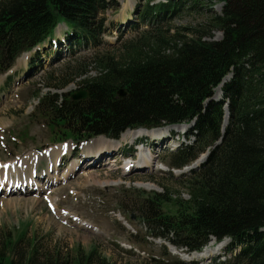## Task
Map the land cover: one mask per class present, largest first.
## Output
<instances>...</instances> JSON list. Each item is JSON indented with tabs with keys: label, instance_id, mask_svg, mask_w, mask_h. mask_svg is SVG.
I'll use <instances>...</instances> for the list:
<instances>
[{
	"label": "trees",
	"instance_id": "obj_1",
	"mask_svg": "<svg viewBox=\"0 0 264 264\" xmlns=\"http://www.w3.org/2000/svg\"><path fill=\"white\" fill-rule=\"evenodd\" d=\"M141 1L145 3H139L137 11L148 28L134 46L126 44L121 59L104 55L94 60L101 73L84 81L88 98L75 101L46 94L38 115L50 127L63 129L61 134L55 131L54 138L59 134L76 143L100 136L116 140L127 130L195 123L188 135L195 143L171 152L170 159L171 169L183 170L212 150L199 170L183 177L189 199L176 196L168 186L164 193L135 189L126 209L133 208L151 237L186 253L201 252L213 239H229L226 251L231 256L211 264H264V0ZM217 3L222 11L210 18L207 28L220 32L221 39L207 41L213 35L199 30L191 38L163 33L164 24L182 11ZM116 4L117 0H0V73L9 72L24 53L46 43V49L55 52L69 46L71 53L100 50L110 30L105 13ZM62 24L68 34L57 38L55 30ZM44 51L38 49L29 58L26 74L44 67ZM230 75L233 78L222 87L230 101L223 132L224 104L213 100V90ZM120 90L127 96L120 98ZM169 204L175 214L165 212ZM166 249L152 264H199L175 258ZM0 264L111 263L96 249L65 254L42 249L24 237L15 239L12 233L0 246Z\"/></svg>",
	"mask_w": 264,
	"mask_h": 264
},
{
	"label": "rangeland",
	"instance_id": "obj_2",
	"mask_svg": "<svg viewBox=\"0 0 264 264\" xmlns=\"http://www.w3.org/2000/svg\"><path fill=\"white\" fill-rule=\"evenodd\" d=\"M139 3L145 2L117 0L116 6L105 13V25L110 30L103 35L104 46L100 50L82 48L71 53L69 46L55 52L46 49L50 47L46 43L38 48L45 51L40 55L44 67H37V73L26 74L27 65L22 60L23 55L11 71L0 73V166H3L0 167V176L7 180L4 183L0 178V246L5 237L13 233L15 239L24 237L26 242L37 241V246L42 249L55 248L65 254H73L78 249L90 253L96 249L111 264H152L154 259H160L164 247L175 258L199 264H210L216 258L223 261L231 256L226 251L229 244V239H226L221 244L215 240L209 242L207 247L211 246L213 254L206 258H195L194 253H186V249L176 248L167 240L151 237L147 229L140 225L133 208L126 209L133 203L134 199L129 196L135 194V189L164 193L168 186L176 196L189 199L182 185L183 177L192 170H199L198 167H201L204 159H208L212 150H206L197 161L180 171L170 168V159L171 152L193 144L195 138L188 135L195 123L178 124L184 127L173 132L165 145L158 147L153 143L154 161L149 162V151L143 150V147L148 148V142L144 140L143 147L140 146L139 141H143L140 137L134 145L132 142L113 145L109 141L104 142L107 139L104 137L76 143L70 137L58 136L63 129L50 127L49 122L38 115L40 99L46 94L72 98L84 90L85 80L101 73L94 60L104 55L121 59L126 44L134 46L139 41L148 28L140 22V12L137 11ZM204 6L199 11H182L178 17L164 24L163 33L191 38L196 30L210 32V28H207L210 18L215 13H221L222 5ZM210 33L213 38L208 36L205 40L222 38L220 32ZM65 34H68L67 26L59 25L55 36L59 38ZM28 54L31 58L34 52ZM213 93V100L224 104V128L230 101L225 99L223 93L218 96L216 89ZM170 126L173 125L156 131H165ZM55 131L59 132L57 138L53 136ZM165 135L169 133L161 137ZM159 136L155 137L157 140L148 138L151 143L158 142ZM63 146H66L64 152L55 165V157L50 160V155L53 150ZM108 146L113 147L105 152H97ZM106 155L110 158L104 159ZM97 159L100 161L94 166L93 161ZM130 164L128 173V168L124 170V167H130ZM12 166L19 173L12 176L10 173L3 174ZM52 170H56L55 181L48 182L47 175ZM170 173L175 179L170 178ZM32 174L36 180H41V185L45 181L40 189L32 186L30 181L26 182ZM165 212L175 214L176 209L173 204H169L165 206ZM132 234L138 235V238L132 239Z\"/></svg>",
	"mask_w": 264,
	"mask_h": 264
},
{
	"label": "bare ground",
	"instance_id": "obj_3",
	"mask_svg": "<svg viewBox=\"0 0 264 264\" xmlns=\"http://www.w3.org/2000/svg\"><path fill=\"white\" fill-rule=\"evenodd\" d=\"M27 58H28V55H24L23 57H22V60L24 61V62H26V60H27ZM229 78H231V76H227V78H225L224 80H223V82H222V84H221V86H219V87H217L216 88V90H218V96H222V87H224V85L227 83L226 81H227V79H229ZM226 82V83H225ZM216 95H217V92H216ZM226 114H227V117H226V121H225V127L227 126V123H228V115H229V112L227 111L226 112ZM180 127H184V126H179V125H175V126H170V127H168L165 131H160V130H158V131H156V130H145V129H138V130H134V131H126L125 133H123L122 134V136L120 137V139L119 140H107V139H104V142L105 141H109V142H111L113 145H119L121 142L122 143H124V144H126V143H130V142H136L137 140H138V137H140V138H142L143 139V143H144V140L146 141L147 140V142H148V148L150 149V147H151V149H152V151H153V153H151V151L148 149V148H146V147H143V150H146V151H149V154H147L146 156L147 157H149V162H153L154 161V151L155 150H153V143H155V145H157L158 147L159 146H161V145H165L166 143H168L167 141L168 140H170L171 139V137H172V135H173V132H176L177 131V129L178 130H180ZM167 133H169V135L168 136H164V137H161V135H163V134H167ZM157 135H160L159 136V138H160V140L157 142V141H153L152 143H151V141L149 140V138L151 137V138H153L154 140H157V139H155V137H157ZM149 137V138H148ZM95 143V142H94ZM102 143V142H101ZM96 144H100L99 142H96ZM64 147H66V146H63V147H61V148H59V150H53V152H52V155H50V160L52 159L53 160V157H55V160H56V163H55V165L57 164V161H58V159L61 157V154H63V148ZM113 146H108L107 148H104V149H100V150H98L97 152H105V151H107V150H109V149H111ZM51 154V153H50ZM108 158H110L109 157V155H106V157H104V159H108ZM151 158V159H150ZM88 159L86 158V161H87ZM99 161L100 160H98L97 159V161H93V163H94V166H95V164H97V163H99ZM141 161V160H140ZM204 161H205V159H204ZM135 162H137V160L135 161ZM134 162V163H135ZM134 163H132V164H134ZM198 163H201V162H198ZM204 163V162H203ZM29 164V163H28ZM32 164V163H31ZM202 164V163H201ZM75 165H73V168H75L74 167ZM11 167V166H10ZM128 168V169H127ZM130 168H131V164H130V167H128V166H125L124 167V170H128V173H129V170H130ZM198 168H200V167H198ZM133 170V169H132ZM131 170V171H132ZM130 171V172H131ZM16 172V173H15ZM140 172H143V170H140ZM192 172V171H191ZM4 173H10V175L12 176V175H14V174H17V173H19V171H17V169L14 167V166H12V168L11 169H9V171L8 172H3V174ZM67 175H69V171H67V173H66ZM11 176H10V180H11ZM48 179L49 180H47L48 182L50 181V180H54L55 181V179H54V177L56 176V170H52V172L51 173H48ZM61 176V175H60ZM0 178L1 179H3L4 180V183L7 181L6 179H4L2 176H0ZM26 181H28V183H29V181H31L32 183H34L33 185L36 187V189H40L43 185H44V183H45V181L42 183V185L40 184V182L39 181H41V180H39V179H37L36 180V176H34L33 174L32 175H30L29 177H28V180H26ZM52 183V182H51ZM32 185V186H33ZM214 242V240H212V243ZM207 247V246H206ZM205 247V249H204V251L203 252H199V253H195L194 254V257L195 258H206V257H208L209 255H212L213 253H212V251H211V249H210V247H207L206 248ZM217 248H219V247H217ZM212 249H216V248H212ZM219 251V250H218Z\"/></svg>",
	"mask_w": 264,
	"mask_h": 264
},
{
	"label": "water",
	"instance_id": "obj_4",
	"mask_svg": "<svg viewBox=\"0 0 264 264\" xmlns=\"http://www.w3.org/2000/svg\"><path fill=\"white\" fill-rule=\"evenodd\" d=\"M230 76H231V78H233V75H230ZM226 78H227V77H226ZM228 82H230V81H228ZM118 94H119V97H120V98H124V97L127 96V93H126V91H124V90H120V91L118 92ZM87 98H88V93H87L86 90L80 91V92H78V93H76V94H74V95L72 96V99L75 100V101L86 100Z\"/></svg>",
	"mask_w": 264,
	"mask_h": 264
},
{
	"label": "snow or ice",
	"instance_id": "obj_5",
	"mask_svg": "<svg viewBox=\"0 0 264 264\" xmlns=\"http://www.w3.org/2000/svg\"><path fill=\"white\" fill-rule=\"evenodd\" d=\"M0 167H3V166H0Z\"/></svg>",
	"mask_w": 264,
	"mask_h": 264
}]
</instances>
